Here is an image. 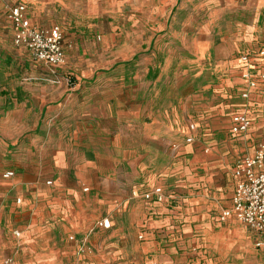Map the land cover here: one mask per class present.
<instances>
[{"label": "crops", "instance_id": "1", "mask_svg": "<svg viewBox=\"0 0 264 264\" xmlns=\"http://www.w3.org/2000/svg\"><path fill=\"white\" fill-rule=\"evenodd\" d=\"M140 1L145 8V17L139 22L143 29H138L137 20L132 21L129 16H122L117 22L101 19L99 32L103 40H107L106 31L122 35V31L114 32L117 29L114 25L129 27L132 23L135 26L132 32L136 34L133 40L139 37L137 33L143 32L148 41L146 49L150 50L154 24L191 25L194 49H206L208 43L215 60V73L229 74L225 83L216 85L215 91L228 90L240 80L241 97L245 82L241 78L243 63L240 58L248 55L257 82L248 98L254 95L257 102H264V79L260 78L264 74V57L258 54L264 47V0H0V21L7 22L6 29L0 31V264H4L5 259H10L9 264H68V256L64 261L67 248L73 255L70 264H100L99 258L94 259L93 255L94 249L101 248L103 242L98 238L100 244L95 245L94 240L100 234L114 231L115 224V220L99 217L110 195L109 184L116 185L111 194L115 201H125L124 209L127 206L130 211L134 207L140 210V223L146 231L139 236L156 234L158 238L169 234L179 241L175 245L177 249L164 247L165 244L156 241L148 242L153 252L152 264H248V255H252L257 264H264V246H256L259 236L251 230L257 236L254 246L249 251L248 243L241 242L238 253L237 247L225 238L226 232L228 235L239 232L232 222L238 221L233 217L220 220L221 212L231 204L235 189L233 172L246 155L237 160L232 172L229 205L217 218L219 222H228L227 226L213 233L211 226L204 222L192 224L202 220L206 213L190 217L188 212H178L181 203L186 201L179 187L173 190L174 198L161 203L130 196L132 190L144 192L155 186L172 194L168 188L171 185L169 175L177 173L181 167L176 165L169 170L166 148L173 144L178 152L181 140L171 138L169 119L157 120L148 112L153 99L150 83L142 88L136 81H81L71 83L70 92L66 93L64 87L55 83L26 82L24 79L31 67L25 65L22 49L32 56L27 49L14 43V29L5 16L9 7L24 4L32 25H59L67 34L66 40L74 41L75 35L83 40L86 33L97 29L98 17L105 16L106 2L123 10L135 7ZM154 8L161 10L160 16ZM174 12L180 15L174 16ZM106 25L107 30L103 29ZM174 37L185 48L183 29ZM130 49L137 55L136 48ZM197 103L199 106L208 104L209 109L214 110L210 108L213 99ZM210 112L208 117L212 115ZM237 112L246 113L252 124L249 111L236 110L231 116ZM10 113L17 114L19 119L14 122ZM27 115L34 116L33 127H29L33 131L28 133L26 125L18 124L20 117ZM45 120L49 122L48 130L41 125ZM13 123L17 124L12 126ZM190 123L196 126L197 137L198 125ZM229 132L232 136L239 135L230 131V125ZM187 134L188 126L183 140ZM106 136H109L107 142ZM7 171H12L13 175L4 177ZM126 188L129 189L127 197ZM17 198L20 203L16 202ZM171 203L176 206L169 209ZM123 212L119 209L114 215L121 217ZM103 218L109 219L108 228L96 226ZM15 230L22 235L15 236ZM210 234L217 239L211 240ZM71 236L74 239H70ZM86 236L91 251L77 254L78 245ZM17 245L21 246V253L15 251ZM37 249H49V252Z\"/></svg>", "mask_w": 264, "mask_h": 264}, {"label": "rangeland", "instance_id": "2", "mask_svg": "<svg viewBox=\"0 0 264 264\" xmlns=\"http://www.w3.org/2000/svg\"><path fill=\"white\" fill-rule=\"evenodd\" d=\"M134 5L133 8L118 10L113 8L111 3L106 2L104 18L98 17L97 29L91 34L86 33V38L84 37L83 40H79L78 35H75L74 41L66 40L67 34L64 28L57 25L64 40L63 47L64 43L66 46L64 62L58 67L48 69L22 49L24 63L27 67H31L25 73L24 79L26 82L55 83L57 86L64 87L63 92L66 93L70 92L71 83L81 81L116 80L126 83L136 81L141 83L142 88L145 83H150L153 87V99L148 112L152 118L157 120L169 119L172 126L170 128L171 138L181 140L178 152H176L177 146L173 147V144H169L166 148L167 154H165L168 158L169 170L176 165H181L177 173L169 175L171 185L168 186L172 195H174L173 190L178 187L185 195L186 201L181 203L178 212H188L187 215L190 217L206 213L202 220L198 221V219L192 224L204 222L210 225L215 233L219 228L226 227L228 223L219 222L217 218L220 211L229 205L233 188L232 172L237 160L253 152L258 142L264 138V102L262 104L257 102L254 95L247 100L242 99L239 92L240 80H236L228 90L215 91L216 85L225 83L229 74L227 72L215 73V60L208 43L206 49H194L191 25L154 24L153 46L150 50L146 49L148 41H145L143 32L137 33L139 37L133 40V38L136 39V34L132 32L135 28L132 23L129 27L114 25L117 28L114 32L118 34L122 31V35L117 36L106 31L105 39L107 40H103L99 32L101 19H105V22L107 19L117 22L122 16H129L132 21L137 20L138 29H143V25L141 26L139 22H142L145 17L144 3L140 1ZM154 12H158L160 16L161 10L154 8ZM178 14V12L173 13L174 16H179ZM5 16L8 17L7 12ZM6 25L7 22L1 20L0 31H4ZM103 27L107 30V25ZM182 29L185 32V48L182 47L180 41L174 39V36L180 34ZM133 47L136 48L137 55H133L130 49ZM232 80L230 78L231 82ZM212 99L214 104L210 108L214 110L209 109L208 104L199 106L200 103H197L199 100L201 103H207ZM241 109L249 111L252 124L247 132L232 136L229 132L230 116L236 110ZM210 111L212 115L208 117L211 114ZM2 117H5V114ZM9 117L14 119V122L19 119L17 114L10 113ZM192 121L198 125V135L194 142L186 143L182 135ZM16 124L13 123L12 126ZM18 124L26 125V133H28L32 130H29V127H33L34 116L20 117ZM41 125L43 129L48 130V120ZM108 137L106 136V142ZM106 160H108L107 154ZM115 190V184L107 186L110 195L104 202L103 214L99 215V217L115 220L114 231L109 230L105 235L100 234L94 240L95 245L100 244L99 241L103 243H101V248L94 249L93 258L98 257L100 264H152L153 252L149 250L148 242L156 241L165 244L164 247H174L179 241L169 234L158 238L156 234L139 238V234H144L146 231L140 223L141 212L135 207L131 211L127 206L124 209L125 201H115L111 194ZM128 193L129 189L126 188L124 193L126 197ZM170 206L169 209L175 207L176 203H171ZM94 207H96V202H94ZM119 209L124 211L121 217L114 215ZM232 222L237 225L239 232L231 235L226 232L225 238L237 247L238 253L241 242H247L250 251L257 236L243 224ZM116 227H121V229L117 230ZM18 239L21 240L20 237ZM210 239L215 241L217 238L210 234ZM175 247L177 249V246ZM20 248L21 246L17 245L15 251L21 253L23 250ZM37 251L49 252V249H37ZM65 251L64 261L68 256L70 258L68 264H70L73 262L71 249L67 248ZM248 264H257L252 255H248Z\"/></svg>", "mask_w": 264, "mask_h": 264}, {"label": "built area", "instance_id": "3", "mask_svg": "<svg viewBox=\"0 0 264 264\" xmlns=\"http://www.w3.org/2000/svg\"><path fill=\"white\" fill-rule=\"evenodd\" d=\"M8 20L14 29V43L16 46L27 49L32 58L50 68L60 66L64 62V47L61 30L58 26L37 27L30 23L24 4H16L8 9ZM259 56L264 57V47L258 51ZM243 70L241 78L245 82V89L241 93L243 99L249 97V91L257 86L253 73V65L248 55L241 56ZM264 79V74L260 75ZM251 120L244 112H237L231 116L230 131L233 134H241L248 131ZM196 126L188 125V134L185 136L186 143H192L195 139ZM235 189L229 208L223 210L220 220L228 217L235 218L238 222L247 226L256 233L259 238L256 246H264V139L259 142L252 154L246 155L238 163L234 170ZM13 175L12 171L3 174L4 177ZM48 184L51 182L48 181ZM131 198H141L144 201L163 202L167 198H174L172 194H166L161 186H155L150 190L138 192L132 190ZM20 203V199H16ZM96 226L108 228L110 221L103 218L96 222ZM15 236L20 232L15 230ZM142 238V236H139ZM70 239H74L73 236ZM87 245V236L84 237L77 248V254L90 252ZM10 259H5L4 264H9ZM156 264V263H153Z\"/></svg>", "mask_w": 264, "mask_h": 264}]
</instances>
